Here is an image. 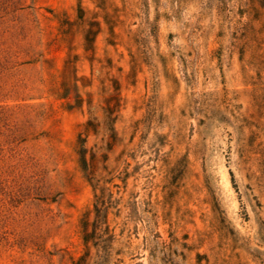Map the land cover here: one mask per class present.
I'll return each mask as SVG.
<instances>
[{
	"label": "rangeland",
	"instance_id": "obj_1",
	"mask_svg": "<svg viewBox=\"0 0 264 264\" xmlns=\"http://www.w3.org/2000/svg\"><path fill=\"white\" fill-rule=\"evenodd\" d=\"M0 264H264V0H0Z\"/></svg>",
	"mask_w": 264,
	"mask_h": 264
}]
</instances>
